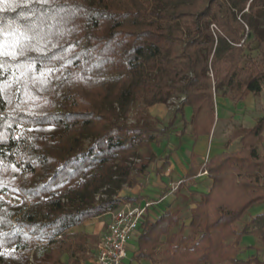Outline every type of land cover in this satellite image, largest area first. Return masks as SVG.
<instances>
[{
  "label": "trees",
  "instance_id": "1",
  "mask_svg": "<svg viewBox=\"0 0 264 264\" xmlns=\"http://www.w3.org/2000/svg\"><path fill=\"white\" fill-rule=\"evenodd\" d=\"M0 9V41L11 44L31 29L25 43L44 52L0 57V264H27L39 244L49 249L35 264H62L58 242L69 228L137 199L111 194L132 168L145 172L151 156L138 148L153 140L150 131L164 133L174 122L156 129L119 121L134 103L181 98L177 147L187 125L195 139L210 134L215 96L236 104L264 89V30L249 36L243 12L264 18V0H8ZM248 36L258 42L259 60L245 53ZM29 61L34 70L24 67ZM235 132L238 150L225 147L199 162L192 154L179 185L190 189L194 176L206 173L209 189H190L201 198L188 223L179 207L143 222L137 261L264 264V251L239 257L245 235L264 248V115ZM130 156L139 162L125 165ZM99 192L106 197L95 200ZM255 205L262 208L238 227Z\"/></svg>",
  "mask_w": 264,
  "mask_h": 264
},
{
  "label": "rangeland",
  "instance_id": "2",
  "mask_svg": "<svg viewBox=\"0 0 264 264\" xmlns=\"http://www.w3.org/2000/svg\"><path fill=\"white\" fill-rule=\"evenodd\" d=\"M243 12L245 13L244 20L247 23V25L249 26L251 23L249 36H252V34L256 32L263 33L264 18L256 14L253 15L251 14L250 16L248 14L247 9H245ZM249 36L246 43L247 45H246L245 53L246 54L248 53L249 56H251L256 60H259L260 55L257 48L258 42L256 40H251ZM220 91L221 90H219L218 93H220ZM248 94L245 96L244 100L239 101L236 104H234L229 98L222 96H215V101H214L215 117L220 113L219 109H221L222 102H225V105H224L223 115L219 116V118L216 120L213 136L216 139H219L220 141L225 143L224 148L226 147L228 151L238 150L241 146L239 137L238 136L235 137V135H237V133L235 132V128L239 125L244 127L251 126L255 122V119L257 117L264 115V89L262 90V92L258 97L252 95V100L248 99ZM180 101L181 98H179V96H173L170 97L166 102L159 103L161 104V107L163 109H166V112L164 116H162V118H158L155 114H152L150 112L149 109L150 106L152 105L147 106L142 101H138L131 106L125 118L119 119V121L125 122L127 124L147 123L148 125H154L156 129L162 128L171 121H173L174 123L173 125L169 126V129H167L166 132L164 133L158 132L157 130L150 131V133H152L153 140L149 143L147 142L146 145L139 146L138 151L145 152V155L151 156V162L149 163L145 172L142 174L136 171L134 168H132L130 175L125 179V182L121 184L120 189L117 190L115 193L111 194V197L113 198H123L126 196L135 197L137 198V200L134 203L138 202V200L141 199L142 197L148 198V196L145 197L140 196V193L142 192V187H146L147 185H150L148 175L150 173V169L152 170L155 169L153 162L156 161V157H157L156 147L160 146L159 144L161 141L168 140L169 134L172 135L174 133V135H176L180 129V123H179L180 114L175 113V110L178 108ZM184 108L185 107H183V109ZM173 116L175 117V121L173 119ZM189 117L191 118V116ZM35 130L40 134L57 132L56 129L50 127H37ZM262 134H263V141L259 144L258 149L261 153H264V132ZM229 139L232 140L228 142ZM87 142L88 140H85V143ZM171 147H173L172 144ZM159 149L161 151V152L159 151L160 152L159 156L163 157L166 148L163 149L160 147ZM122 162L125 165L132 166L134 163H138L139 159L137 157H131V156L124 157L122 159ZM164 165L165 163L161 164V166L159 167V171L162 170ZM209 180L210 181L204 188V191H207L211 185V179L209 178ZM109 186L112 187V184H110ZM170 191L174 195V199L173 202L166 204L164 206V209L166 208L175 209L176 207H179L181 209V217L184 218L185 223H188L189 222L188 216L190 214L189 209L194 206V204L192 203L193 201L200 200L201 198L200 195L190 194L189 193L190 189H188L186 183L177 185V181H174L173 188H170ZM3 197L13 203H18L20 201V198L15 195L4 193ZM104 197H106V194H102L101 192H99L96 194L95 200ZM122 202H133V201L122 199L120 203ZM261 208H262L261 205H255L251 207L237 221L236 224L238 225V227L248 223L251 220L252 215L257 213ZM106 217L107 216L96 218L95 216L92 217L93 219L92 218L85 219L84 220L85 222L83 221L84 224L82 225L81 228L76 230H70L69 228L64 234V236L59 238L58 245H60L61 247V253L59 255V258L62 264L88 263V258L90 257L88 251L90 252L93 244V238H92L94 235L93 233L100 220L107 221ZM154 220L148 218V213H146L144 223ZM161 239L164 240L165 237L163 236ZM240 245H241V250L239 252V257L246 258L248 255L252 253L256 254L260 258L263 256L264 248L256 240L253 234L245 235L242 238ZM48 249L49 247H47L45 244H39L37 247L32 249L27 254V264H35L34 262L35 257H40V256L45 257ZM129 256L130 255H128V258L125 259L124 264H129ZM134 261L137 260L135 259ZM142 261H137V263L150 264V262L147 260H142ZM217 264H227V263H225L224 261H220Z\"/></svg>",
  "mask_w": 264,
  "mask_h": 264
},
{
  "label": "crops",
  "instance_id": "3",
  "mask_svg": "<svg viewBox=\"0 0 264 264\" xmlns=\"http://www.w3.org/2000/svg\"><path fill=\"white\" fill-rule=\"evenodd\" d=\"M248 99L252 100V94H248ZM252 102V101H251ZM224 105L225 102H222L221 109L219 115L216 116L215 122L212 127V131L208 135L198 136L196 139L193 137L191 133V125H187L185 128V134L180 138L179 146L176 147L178 143L177 136L174 133L169 134L168 140H164L160 142V146L156 147V161L153 162L155 169H150L149 173V183L146 187H142V192L140 196H148V198H141L136 203L143 204L145 201H151L152 205L148 208V218L155 219L163 210L166 204L173 202L174 195L171 193L170 188H173L174 181H177V185L186 175L188 170L190 169L192 154L195 161H203L205 159L210 158L212 155L217 154L224 150V144L219 139H216L213 136V131L215 129L216 120L219 116H222L224 113ZM150 112L155 114L158 118H162L164 116L166 109L161 107V104L156 103L150 106ZM185 115L188 119L189 116L192 115V110L190 107L185 106L184 108ZM235 141V140H233ZM171 144L173 147H171ZM166 148L164 156H159L161 152L159 148ZM170 151L168 154L167 152ZM160 151V152H159ZM167 155V156H166ZM165 163L162 170L159 171V167L161 164ZM152 170V171H151ZM209 178L206 173H198L194 176L191 182L192 185L190 189L197 191H204V188L209 182ZM137 200V199H136ZM136 200H133L135 202ZM102 217L101 215L96 216ZM93 219V218H92ZM85 222V221H84ZM84 222L77 224L70 228V230H76L82 227ZM105 230V221L100 220L96 226L93 235V244L90 252L88 254L90 257L88 258V263H90L91 258L93 257L95 251V245L99 241L101 235ZM137 239L132 241V244L129 246L127 258L129 256V264H138L135 260V252L137 249ZM134 259V260H133ZM144 260V259H142ZM140 260V261H142ZM143 262V261H142ZM87 263V264H88ZM149 264V263H148Z\"/></svg>",
  "mask_w": 264,
  "mask_h": 264
},
{
  "label": "built area",
  "instance_id": "4",
  "mask_svg": "<svg viewBox=\"0 0 264 264\" xmlns=\"http://www.w3.org/2000/svg\"><path fill=\"white\" fill-rule=\"evenodd\" d=\"M151 201L143 204L122 202L115 209L102 213L107 216L105 230L95 245L89 264H124L129 246L140 234Z\"/></svg>",
  "mask_w": 264,
  "mask_h": 264
},
{
  "label": "snow or ice",
  "instance_id": "5",
  "mask_svg": "<svg viewBox=\"0 0 264 264\" xmlns=\"http://www.w3.org/2000/svg\"><path fill=\"white\" fill-rule=\"evenodd\" d=\"M8 0H0V4L7 3ZM29 3L32 2V0H28ZM36 3H39L41 5L49 4L51 0H35ZM2 10V9H0ZM31 31V29H27L25 31H21L19 33V37L14 40L13 43L5 45L4 42L0 41V57H9L12 60H17L19 58L26 57L29 52L35 51L37 53H40L41 55L44 54L43 49L34 47V46H28L25 41L30 39L28 36V32ZM0 34H3L0 32ZM0 67H3V64H0ZM27 70H34L35 65L29 61L27 65L24 66ZM4 71H7V68H4ZM49 73L53 71V69H47ZM23 75V73H22Z\"/></svg>",
  "mask_w": 264,
  "mask_h": 264
}]
</instances>
